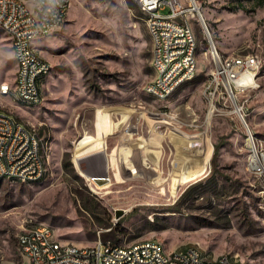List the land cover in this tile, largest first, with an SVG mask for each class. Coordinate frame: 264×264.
I'll return each instance as SVG.
<instances>
[{"label":"rangeland","instance_id":"rangeland-1","mask_svg":"<svg viewBox=\"0 0 264 264\" xmlns=\"http://www.w3.org/2000/svg\"><path fill=\"white\" fill-rule=\"evenodd\" d=\"M197 2V75L163 101L145 91L153 44L137 0H71L62 28L36 42L51 65L43 102L30 108L0 95V107L37 127L48 165L39 180L0 182V264H28L18 235L40 223L84 247L115 231L110 239L123 245L155 239L169 250L198 246L264 264V173L250 165L264 162V1ZM213 46L261 60L257 87L217 101L214 111L204 95ZM16 70L0 27V83L13 82ZM104 108L123 112L122 127L144 150L122 165L102 150L81 166L78 151L101 140Z\"/></svg>","mask_w":264,"mask_h":264},{"label":"built area","instance_id":"built-area-1","mask_svg":"<svg viewBox=\"0 0 264 264\" xmlns=\"http://www.w3.org/2000/svg\"><path fill=\"white\" fill-rule=\"evenodd\" d=\"M137 1L144 8L152 50L164 47V63L158 64L163 65V79L154 82V88L146 85L145 91L154 92V98L163 101L197 75L198 58L194 48H198V40L192 46H184V38L186 32H195L191 17L195 11L200 12L199 4L197 0H162L159 4ZM70 7L71 0H0V22L8 25L9 35L15 38L14 56L21 61V68L16 70L19 73L16 93H9L8 81H3L0 83L2 97L9 96L16 103V94L24 93L26 100L42 103L39 83H45L44 71L51 65L36 42L62 28ZM211 54L213 67L204 95L206 100L214 98V105H209V110L214 111L217 101L232 92L257 87L261 60L252 53L223 56L214 46ZM167 60H174L173 85H166L164 78ZM175 65H183V72H175ZM235 108L242 109L238 103ZM251 134L248 130L249 143L258 154ZM42 138L36 126H29L0 107V181H35L36 175L42 174L45 168L38 164L41 152H33V145L41 144ZM250 165L256 172L264 173V162L255 165L250 162ZM33 228H36V237L25 235V228L18 235L19 252L28 264H238L234 254L202 256L198 246L169 250L155 239L125 245L99 239L91 245V251H84V246L63 241L48 224H36Z\"/></svg>","mask_w":264,"mask_h":264},{"label":"bare ground","instance_id":"bare-ground-1","mask_svg":"<svg viewBox=\"0 0 264 264\" xmlns=\"http://www.w3.org/2000/svg\"><path fill=\"white\" fill-rule=\"evenodd\" d=\"M149 1V4H159L162 2V0H147ZM139 6L141 10L144 12V8L141 5V2L138 1ZM203 16V15H202ZM201 19L204 20L203 17ZM0 27H2L7 33L9 34V27L7 24H1ZM12 40V47L13 51L15 49V38L13 36H10ZM197 42V37L195 32H186L185 38H184V46H192ZM153 58H155V63H153V68L155 71L153 80L147 84V88H154V82H156L159 79H163V64L164 63V47H155V50H152ZM194 55H197V48H194ZM15 59L17 61L18 67L21 68V61L17 59V56H15ZM51 67L49 70L44 71V78H47L50 74ZM175 72H183V65H175ZM164 78H166V85H173L175 81V74H174V60H167L166 66L164 67ZM19 80V73L16 72L15 77V83L14 85H11L8 82V92L9 93H16V82ZM44 84L45 83H39V91H41V102L44 100ZM149 95L154 97V92H147ZM240 92H232L231 95L226 96L225 98H229L232 101L235 102L237 94ZM0 95H1V88H0ZM207 100L210 102L211 105H214V98H207ZM16 102L18 104L32 107L39 105L38 102H33L32 100H26V94L24 93H17L16 94ZM238 110V108H236ZM211 112V111H210ZM209 112V114H211ZM239 112V110H238ZM15 116V115H14ZM27 124V123H26ZM29 125V124H28ZM29 126H35V125H29ZM251 142H254V138L251 136ZM33 152H41L38 156V164L39 166H43L45 170H42V174L36 175V180L41 179L45 174L47 170L48 165V145L45 140V138H42L41 144L33 145ZM1 182V181H0ZM51 227V226H50ZM25 235H28V237H36V228H26L25 229ZM84 251H91V247H84ZM200 255L202 256H219L214 255L211 252H208L207 250H204L203 248H200ZM222 255V254H220ZM234 261L238 264H244V262L239 258L237 254H234Z\"/></svg>","mask_w":264,"mask_h":264},{"label":"crops","instance_id":"crops-1","mask_svg":"<svg viewBox=\"0 0 264 264\" xmlns=\"http://www.w3.org/2000/svg\"><path fill=\"white\" fill-rule=\"evenodd\" d=\"M9 83L11 85H14L15 79L13 82ZM104 109L107 111L106 113H104ZM104 109L98 110V120L101 118L104 119L103 121L100 120V123L99 121H97V137H101V140L99 142L91 143L90 145L78 151V153L83 155V158L82 156H80V154L77 156V159H79L81 166L86 164V161L84 160L86 158V155H90L95 152L99 153L102 150L104 151L106 155L105 158H107V162H109V164L112 161H116V164L118 163L119 165L126 163L125 160L128 159L131 161L135 160L134 156L137 155L139 151L144 150V146H142L143 148H137L134 146L133 142L137 139V135L135 136L134 131H129L122 127L124 118L123 112H118L114 109V112L112 113L111 109ZM114 119L118 120L117 123Z\"/></svg>","mask_w":264,"mask_h":264},{"label":"trees","instance_id":"trees-1","mask_svg":"<svg viewBox=\"0 0 264 264\" xmlns=\"http://www.w3.org/2000/svg\"><path fill=\"white\" fill-rule=\"evenodd\" d=\"M264 1V0H263ZM217 152H218V146H216V148H215V152H214V154H215V156L217 155ZM115 234H116V232L114 231V232H108L107 234H106V236H105V240H111L113 237H115ZM111 238V239H110Z\"/></svg>","mask_w":264,"mask_h":264},{"label":"clouds","instance_id":"clouds-1","mask_svg":"<svg viewBox=\"0 0 264 264\" xmlns=\"http://www.w3.org/2000/svg\"><path fill=\"white\" fill-rule=\"evenodd\" d=\"M56 2H58V0H56Z\"/></svg>","mask_w":264,"mask_h":264}]
</instances>
